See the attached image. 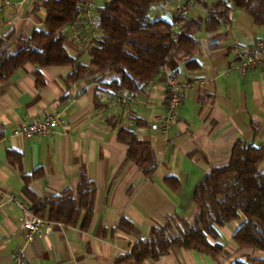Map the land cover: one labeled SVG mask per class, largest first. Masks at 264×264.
Listing matches in <instances>:
<instances>
[{
	"label": "crops",
	"instance_id": "crops-1",
	"mask_svg": "<svg viewBox=\"0 0 264 264\" xmlns=\"http://www.w3.org/2000/svg\"><path fill=\"white\" fill-rule=\"evenodd\" d=\"M7 1L0 11V38H7L10 50L16 51L17 36L43 28L46 12L33 9L37 0ZM173 1L176 5L182 0ZM175 5L170 16L165 9H156L148 18L171 21ZM214 11L219 12L218 27L209 31L202 23L194 31L198 44L189 56L174 49L170 53V64L185 85L177 119L166 134L150 128L165 112L166 91L159 73L147 89L133 95L128 111L109 102L111 96L123 92L107 86L117 78L115 71L98 81L67 83L71 67H45L41 69L44 84L39 86L33 73L36 66L26 63L0 83V192L14 193L30 205L23 193V175L36 168L42 175L32 177L28 185L39 196L73 189L83 177L96 189L87 228L81 227V214L75 226L55 224L50 234L30 242H25L19 227L20 208L4 206L0 264H14L11 254L19 246L29 264H114L117 256L129 252L136 241L148 237L152 227L164 224L170 216L191 218L195 186L210 169L228 161L237 140L264 143V65L244 74L232 66L237 53L264 40V24H257L231 0H197L189 17L204 22ZM64 32L67 51L87 62L67 27ZM188 59L197 66L187 67ZM46 113H61L63 126L57 134L12 135L23 122ZM123 127L133 129L154 150L157 165L151 175L126 158L127 146L117 139ZM9 150L21 154L20 168L8 160ZM169 176L179 182L178 189L165 182ZM121 219L134 229L118 228ZM243 220L240 216L217 228L223 250L216 257L172 247L165 255L140 264H232L264 258V251L234 243L232 235Z\"/></svg>",
	"mask_w": 264,
	"mask_h": 264
},
{
	"label": "trees",
	"instance_id": "trees-1",
	"mask_svg": "<svg viewBox=\"0 0 264 264\" xmlns=\"http://www.w3.org/2000/svg\"><path fill=\"white\" fill-rule=\"evenodd\" d=\"M87 0H37L33 9L46 12L43 28L31 34H20L16 40L19 48L11 51L7 38H0V83L26 63L36 66L33 73L39 86L44 84L41 69L54 66H69L67 83L81 79L98 81L108 72L118 76L107 83L110 89L137 90L154 78L163 64H170L174 49L189 56L198 44L194 31L205 23L207 30L219 25V12H211L204 22L186 17L174 30L171 21L159 17L148 18V11L155 3L165 0H95V17L100 37L88 50V61L79 60V54L71 55L64 44V28L80 20V13ZM246 10L257 24H264V0H231ZM195 68L193 59L185 62ZM174 69V68H172ZM119 142L127 146L126 158L140 167L149 176L157 165L152 147L142 142L135 131L121 128L117 133ZM8 160L20 168L21 154L7 151ZM42 175L38 168L32 174H24L23 193L37 215L56 223L75 226L82 214L81 227L87 228L94 211L95 185L83 177L73 189L61 194L37 195L28 185L32 177ZM165 182L178 189L174 177H165ZM191 201L194 211L191 218L170 216L162 225L151 228L148 237L136 241L129 252L116 257L114 264H140L145 259H157L172 247L192 249L216 257L222 253L217 228L243 217V223L232 235L239 248L264 251V143L237 140L228 161L210 169L195 186ZM117 227L131 232L134 227L121 219ZM264 264V258L254 257L235 260L232 264Z\"/></svg>",
	"mask_w": 264,
	"mask_h": 264
},
{
	"label": "built area",
	"instance_id": "built-area-1",
	"mask_svg": "<svg viewBox=\"0 0 264 264\" xmlns=\"http://www.w3.org/2000/svg\"><path fill=\"white\" fill-rule=\"evenodd\" d=\"M196 0H182L174 6V18L170 27L172 30L189 16L190 11ZM9 4L7 0L0 1V11L4 5ZM95 0H87L80 13V20L68 24L66 27L70 31V37L78 47L81 55L88 57V50L93 42L100 37L97 29L95 17ZM264 65V40H257L249 49L243 53H237L233 60V68L244 74L250 69ZM160 76L163 78L166 91L165 112L159 121L152 122L150 128L166 134L175 123L179 108L182 103L181 92L184 82L180 79L176 70L163 64L160 69ZM150 81L146 82L141 88L132 91L123 89V92L110 97L111 104H121L128 111L133 102V95L137 91L147 89ZM63 126L61 113H46L34 120H28L20 124L12 131L14 136L29 137L32 135L52 136L59 132ZM16 205L21 210L19 227L22 230L25 242L40 239L53 231L55 224L51 219L40 217L25 201L11 192H0V213L4 206ZM14 264H29L24 259L22 246L17 247L11 254Z\"/></svg>",
	"mask_w": 264,
	"mask_h": 264
},
{
	"label": "rangeland",
	"instance_id": "rangeland-1",
	"mask_svg": "<svg viewBox=\"0 0 264 264\" xmlns=\"http://www.w3.org/2000/svg\"><path fill=\"white\" fill-rule=\"evenodd\" d=\"M174 3L175 2L173 0H165L163 3H155V4H153L150 7V9L148 11V16H150L152 14L153 10H156V9L157 10H163V9H165V14L167 16H170V12H171L170 9L172 8L173 5H175ZM163 5H165V8L162 7Z\"/></svg>",
	"mask_w": 264,
	"mask_h": 264
}]
</instances>
